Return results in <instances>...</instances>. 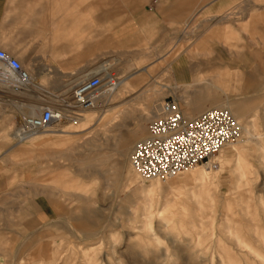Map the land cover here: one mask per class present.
<instances>
[{"label":"rangeland","instance_id":"rangeland-1","mask_svg":"<svg viewBox=\"0 0 264 264\" xmlns=\"http://www.w3.org/2000/svg\"><path fill=\"white\" fill-rule=\"evenodd\" d=\"M98 13L103 64L84 72L104 76L108 64L124 81L122 95L18 144L4 138L30 114L24 104L61 105L72 87L57 85L72 72L40 73L43 86L31 92L0 86V264L20 255L32 259L25 264H264V18H254L264 0H99ZM252 21L260 26L244 28ZM201 38L207 45L197 50ZM202 79L227 90L212 105H236L239 123L254 125L257 136L241 131L239 166L228 147L227 163L210 171L214 207L203 195L201 209L182 208L195 182L185 184L184 172L129 175L130 154L164 99L189 118L188 105L202 96L185 95L194 88L183 83ZM29 206L32 218L22 215ZM148 215L158 244L144 226Z\"/></svg>","mask_w":264,"mask_h":264},{"label":"crops","instance_id":"crops-1","mask_svg":"<svg viewBox=\"0 0 264 264\" xmlns=\"http://www.w3.org/2000/svg\"><path fill=\"white\" fill-rule=\"evenodd\" d=\"M98 10L99 0H0V42L6 44L4 45L6 51L18 60L22 69L29 74L30 80L35 84L33 90L43 86L37 85L36 75L40 73L49 75L59 71L72 73L68 82L57 86L73 87L87 77L84 71L100 68L103 64L101 51L96 56V49H101ZM254 18L263 19L264 13L256 14ZM261 24L264 25V22ZM260 25L252 21L244 28ZM217 31H212L211 35H216ZM195 45L197 50H202L207 42L205 38H201ZM184 62L181 61L182 64ZM187 86L194 89L190 91ZM183 87L187 89L185 95L202 96L194 98V105H188L186 112L187 115L190 113L188 117L196 115L205 108L214 107L212 104L216 101L215 94L227 92L224 89L216 90L215 79L185 82ZM3 118L5 119L6 116L0 114V120ZM14 133H17L16 128L6 133L4 139L8 141L9 137H14ZM28 139L30 138L25 140ZM25 140H19L17 143ZM9 145L8 150H15L18 146ZM49 201L54 202L51 199ZM27 210L22 215L27 214L26 216L31 217L37 212L32 206ZM39 247L44 245L36 246ZM30 261L32 259L26 258V255H20L16 262L25 264Z\"/></svg>","mask_w":264,"mask_h":264},{"label":"built area","instance_id":"built-area-1","mask_svg":"<svg viewBox=\"0 0 264 264\" xmlns=\"http://www.w3.org/2000/svg\"><path fill=\"white\" fill-rule=\"evenodd\" d=\"M0 63L19 79L27 77L18 60L0 48ZM112 80L98 74L89 75L73 85L70 98L57 107H42L38 115L26 114L20 125L27 132L37 133L80 116L81 110L96 106L99 92ZM158 114L148 121L147 135L136 142L131 164L143 179H167L198 164L216 167L214 155L224 145L236 141L240 124L224 107H211L185 118L173 99L158 104Z\"/></svg>","mask_w":264,"mask_h":264},{"label":"bare ground","instance_id":"bare-ground-1","mask_svg":"<svg viewBox=\"0 0 264 264\" xmlns=\"http://www.w3.org/2000/svg\"><path fill=\"white\" fill-rule=\"evenodd\" d=\"M109 69V65L105 64V66H103L102 70L104 71V76H100L103 80L108 79V80H112V82L110 84L107 85V87H105V89H102L99 92V97H98V102L96 104L95 107L90 108L89 110H81L80 116L78 118H74L73 120H70V124H75L78 123L82 116H83V112L85 111H90V110H97L98 106L100 103H102L104 100H106L112 93L115 94L116 96H120L122 95V91L124 90V81H116V79L114 77H112V74L109 73L108 71ZM88 77V76H87ZM0 86L8 89V88H12L15 91H18L20 93H24L25 91L27 92H31L33 91V86H35V84L32 82V80H30L29 78V74H27V77L24 79H19L17 77V75L12 72L9 68H6L3 64L0 63ZM35 105V104H34ZM31 104H24V106H26L27 108L30 109V114L29 115H38L40 113V110L42 107H37ZM158 107V105H157ZM214 107H224L226 109H228L230 111V113L232 114V116L234 117L235 120H237V122H239L240 115H235V111L237 110V106L234 104H230V103H225V104H219L217 106ZM159 111V108H158ZM157 111V114H158ZM183 113V111H182ZM157 114H155L153 117H155ZM184 115V113H183ZM91 116V115H90ZM90 116H87L90 119ZM185 116V115H184ZM186 118V116H185ZM192 118V117H189ZM240 124V134L241 131L243 133H246L247 135H250V137H256L257 136V129L255 128L254 125L250 126V125H241ZM16 129L18 130L17 133H14V138L19 140H25L26 138H31V137H37L42 135V133L48 132L50 131L52 128H48L46 130H42L41 132H37V133H31V132H27L26 130L22 129L21 125H17ZM240 135L236 138L237 140L229 143L227 145H224L223 147H221V149L218 151L217 154H215L214 156V160L217 163V166L215 168H218V163H219V159L220 161H222L223 163H227L226 159L228 158L226 155H224V151L226 148L230 147L231 151L233 153H235V157H234V163H236L238 166L240 164V159H241V151L239 150L238 146L241 143H244L246 140L243 138H240ZM131 162V160H130ZM199 165V164H198ZM198 165H194L191 166L185 170H183L182 172L185 173V177H184V183L187 184L189 182H195L194 186L192 188H189V194L187 195L186 199L182 201V208H185L187 206L188 203L193 202L196 205L199 206V209L202 208L201 205V200L204 198L205 200H208L209 203L211 204L212 207H214L216 204V195L213 192V177L210 175V171L212 169H214V167H212L209 164H205L203 167ZM131 169H133V171L135 172V174H137V172L134 170L132 164L129 165L128 167V174L130 175V171ZM180 172V173H182ZM179 173V174H180ZM179 174L173 176L176 177ZM139 179L142 180H146L143 179L139 176V174H137ZM132 179L134 181L135 175L132 174ZM173 177L167 178V179H160V178H156V179H160V180H168L171 179ZM153 179V180H156ZM152 180V179H149ZM173 183H175V180H173V182H171V184L173 185ZM153 184H150L149 186H143L142 188H144L146 191L150 189V187H152ZM171 202L170 200H166L165 201V206L167 207H171L172 205H170ZM201 211V210H200ZM160 217H162V215H159ZM163 219V223L166 224L167 222H165V219L162 217ZM151 215L146 216V219L144 220V226H146L149 230V240L153 241L154 243L158 244L160 243V238H157L155 236V234L153 232H151ZM232 235V234H231ZM239 240V239H238ZM243 240V239H242ZM241 244H246L244 242H239ZM238 244V243H237ZM240 244V245H241ZM251 250V248H249Z\"/></svg>","mask_w":264,"mask_h":264}]
</instances>
